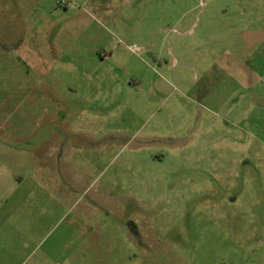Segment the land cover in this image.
<instances>
[{
	"label": "rangeland",
	"instance_id": "374dc122",
	"mask_svg": "<svg viewBox=\"0 0 264 264\" xmlns=\"http://www.w3.org/2000/svg\"><path fill=\"white\" fill-rule=\"evenodd\" d=\"M112 2L0 0L2 264H264V0Z\"/></svg>",
	"mask_w": 264,
	"mask_h": 264
},
{
	"label": "crops",
	"instance_id": "0c3cea01",
	"mask_svg": "<svg viewBox=\"0 0 264 264\" xmlns=\"http://www.w3.org/2000/svg\"><path fill=\"white\" fill-rule=\"evenodd\" d=\"M112 1L113 0H111V7L110 8H106V7L99 8L100 11H102V12H105V11H108L109 9H111V50H112L113 42H114V35H113L114 29L120 31L123 34V37H125L126 39L132 38V39L146 40L149 35H154V33H152V34L148 33V31H147L148 28H147V25L145 23H143V25L141 24L140 29L137 27H134V26H136L135 23H130V20H128V19H129V17L132 16V14H131V5L129 3H127V5H125L127 12L125 11L124 8H122L121 5H120L119 11H116L115 5L113 4ZM137 10H138V13L140 11L142 12V8H138ZM145 11H147V7L146 8L143 7V12H145ZM127 29H129V30H127ZM152 30L153 29H151V31ZM159 31L161 32V30H158L157 33H159ZM241 35L242 34H240V36ZM111 53H112V51H111ZM2 263H3V261L0 260V264H2Z\"/></svg>",
	"mask_w": 264,
	"mask_h": 264
},
{
	"label": "built area",
	"instance_id": "2783aa9c",
	"mask_svg": "<svg viewBox=\"0 0 264 264\" xmlns=\"http://www.w3.org/2000/svg\"><path fill=\"white\" fill-rule=\"evenodd\" d=\"M104 54L102 53L101 56H103Z\"/></svg>",
	"mask_w": 264,
	"mask_h": 264
}]
</instances>
